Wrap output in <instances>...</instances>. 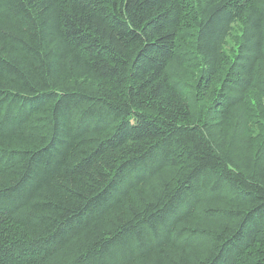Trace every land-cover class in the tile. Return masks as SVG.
<instances>
[{
	"label": "trees",
	"instance_id": "1",
	"mask_svg": "<svg viewBox=\"0 0 264 264\" xmlns=\"http://www.w3.org/2000/svg\"><path fill=\"white\" fill-rule=\"evenodd\" d=\"M0 264H264V0H0Z\"/></svg>",
	"mask_w": 264,
	"mask_h": 264
}]
</instances>
